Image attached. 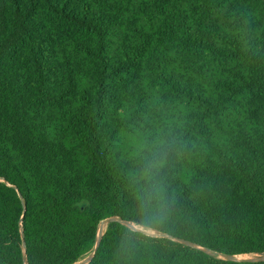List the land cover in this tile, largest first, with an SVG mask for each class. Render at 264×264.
Listing matches in <instances>:
<instances>
[{"label":"trees","instance_id":"obj_1","mask_svg":"<svg viewBox=\"0 0 264 264\" xmlns=\"http://www.w3.org/2000/svg\"><path fill=\"white\" fill-rule=\"evenodd\" d=\"M99 236L89 264H264L222 258L264 255V0H0V264Z\"/></svg>","mask_w":264,"mask_h":264},{"label":"clouds","instance_id":"obj_2","mask_svg":"<svg viewBox=\"0 0 264 264\" xmlns=\"http://www.w3.org/2000/svg\"><path fill=\"white\" fill-rule=\"evenodd\" d=\"M163 162L159 159H150L145 165V177L147 180H151L155 175L159 173ZM160 189L155 184H149L142 196V207L146 211H150L152 208L153 201L157 199V194ZM159 214L163 215V207L158 205Z\"/></svg>","mask_w":264,"mask_h":264},{"label":"water","instance_id":"obj_3","mask_svg":"<svg viewBox=\"0 0 264 264\" xmlns=\"http://www.w3.org/2000/svg\"><path fill=\"white\" fill-rule=\"evenodd\" d=\"M117 221L116 218H109V219H106L103 221L102 223V226H101V234L100 236L103 234V226L104 225H108L112 222H115ZM124 225H127V226H130V227H134L132 224H130L129 222L127 221H123L122 222ZM99 236V240L97 242V246L93 252V254L89 257H87L86 259H84L83 261L79 262L78 264H89L93 258L95 257L98 249H99V246H100V242H101V238ZM182 243H186L188 245H191V246H194L193 243L191 242H188V241H184V240H181ZM23 245L24 247L26 248V242H25V236L23 235ZM223 258L229 260V261H236V262H249V263H254V262H264V255H261V256H258V257H254V258H247V259H239L237 256H229V255H222ZM25 259H27V257L25 256Z\"/></svg>","mask_w":264,"mask_h":264},{"label":"rangeland","instance_id":"obj_4","mask_svg":"<svg viewBox=\"0 0 264 264\" xmlns=\"http://www.w3.org/2000/svg\"><path fill=\"white\" fill-rule=\"evenodd\" d=\"M106 227H107V225H104L103 226V230H105L106 229ZM138 229H141V230H145V229H143V228H141V227H138V226H136ZM147 233H149V234H153V235H156L157 233L156 232H154V231H151V230H145ZM261 256V255H260ZM239 259H247V258H254V257H258L257 255H243V256H237ZM223 258V257H222Z\"/></svg>","mask_w":264,"mask_h":264}]
</instances>
